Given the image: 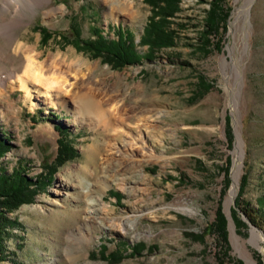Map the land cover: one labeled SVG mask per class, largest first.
<instances>
[{
	"label": "rangeland",
	"instance_id": "1",
	"mask_svg": "<svg viewBox=\"0 0 264 264\" xmlns=\"http://www.w3.org/2000/svg\"><path fill=\"white\" fill-rule=\"evenodd\" d=\"M19 1L0 0L15 5L12 16L21 20L11 37L0 36L2 63L18 68L33 50L42 62L55 56L66 60L70 70H90L93 80L79 94L101 99L102 111L114 113L115 129L107 133L95 123L92 110H81L84 97L80 102L67 94L52 103L44 92L37 96L34 87L27 99L19 82H11L10 71L0 74V133L12 144L3 166L8 173L18 163L29 176L44 173L35 199L9 213L20 226L11 229L9 261L1 264H248L250 255L264 264V253L249 242L255 228L264 245V0H220L218 13L224 18L208 36L206 20L214 0H182L171 20L177 32L174 46L120 69L77 44L95 40L96 33L117 39L120 26L136 50L146 54L147 45L139 42L152 8L144 0H122L136 14L130 17L104 0H51L35 11ZM249 3L250 23H245L242 11L239 17L234 13ZM52 7L62 10L48 17ZM41 27L54 34L47 44ZM148 108L154 110V138L144 126L142 134L139 128L131 132L145 114L139 117V112ZM237 126L243 156L238 193L228 207L239 159ZM117 127L127 132L116 136ZM128 131L139 145L146 140L156 158L145 154L134 169L123 167L115 151L129 141ZM61 136H67L72 152L52 172L48 167L58 156ZM99 139L106 145L98 152L101 162L120 159L108 168L107 185L92 178L94 183L86 186L79 181L82 176L60 178L69 166L86 163ZM83 185L94 201L93 212L76 196ZM244 207L254 211L259 227ZM124 243L141 244L144 250L131 256ZM113 252L125 257L120 262L101 257Z\"/></svg>",
	"mask_w": 264,
	"mask_h": 264
},
{
	"label": "bare ground",
	"instance_id": "2",
	"mask_svg": "<svg viewBox=\"0 0 264 264\" xmlns=\"http://www.w3.org/2000/svg\"><path fill=\"white\" fill-rule=\"evenodd\" d=\"M5 1V0H3ZM23 4V8H26L27 6L30 5V10L35 11L36 7L43 6L46 4H49L51 0H20L19 3ZM24 1H27V6L23 3ZM252 1V0H251ZM105 3H108L111 6V10L116 9L120 13L123 14H128L129 17L130 15H134L133 10L129 7L127 4V1H122V0H104ZM246 3H244L245 5ZM251 4L249 3L248 5L244 6L243 9L239 11H235L234 15L235 17H239V14L242 13L245 14V23H250V9ZM62 10V7L56 8L52 7L46 11V15L50 17L53 15L56 10ZM115 10V11H116ZM16 11V6L15 5H3L0 3V36L3 37H11L14 32V26L18 25L21 20L15 19L13 14ZM241 13V14H242ZM112 14V11H111ZM136 15V14H135ZM134 15V16H135ZM8 16L11 18L9 21H4V17ZM128 17V16H127ZM132 18V17H131ZM238 19V18H237ZM233 21L232 28L237 22ZM230 48V46H229ZM29 52L25 55V57L22 59V64L18 68H8L5 66V64L2 63V58L3 55L0 52V74L8 73L10 71V76L11 77V82H19V86L24 92L26 93V98L31 99L32 94H33V88L35 87L37 89V96H41V94L46 93L48 97L51 98L52 103H56V100H60L61 97H64L65 95H69L71 98H74V100L77 98L76 101L81 102V98L84 97L87 99L86 103H84V107L81 103V110L83 111H88L91 112V110L96 114V120L95 123H97L98 126H102V128L107 132L111 133V130L115 129L114 127V122H113V117L114 113H112L109 110L102 111V105L103 101L101 99L97 98L96 96L84 94L80 95L79 90L83 88L85 85H89L93 77L91 76L92 72L88 70L89 72L81 73L78 68H74L73 70H70L71 67H68L65 65L66 60L62 59H56L55 56L52 58L50 57L47 59L45 62H42L41 59L37 54H34L33 50H28ZM236 62V61H235ZM235 62L233 63L235 66ZM66 68V69H64ZM69 77H72L73 80L70 81ZM55 89L56 93H50L52 92V89ZM44 92V93H43ZM4 93L0 92V95H3ZM109 97V96H108ZM84 100V99H83ZM119 102V101H118ZM87 104V105H86ZM115 104V103H114ZM114 106V105H113ZM119 106V105H118ZM117 107V106H116ZM115 107V109H116ZM124 108V107H123ZM133 108V107H132ZM132 108L129 109V112H132ZM121 109V108H119ZM117 110V109H116ZM127 110V108H126ZM114 111V110H113ZM123 111V110H122ZM153 109H144V111L139 112V117L143 114L144 116L140 118L139 123L137 126L133 128L131 132H134L136 130H139L141 134L143 133V129H141L142 126L146 127L147 129V136L154 138L157 135V131L155 129V126L152 125L151 118L153 117ZM84 113V112H82ZM122 113H125L122 112ZM126 114V113H125ZM129 116V113H127ZM95 116V115H94ZM146 122H145V121ZM141 121H144V123H141ZM117 132L116 136H122L124 132H127L121 127H117ZM129 141L126 142L124 148H116L113 145L112 149L116 148V153L118 156H120L123 160L122 162L124 163L123 167H128L130 169H134L136 167V162L137 160H140L138 158L140 157H145V154L151 159H155L156 155L154 152H152L150 149H148L145 146V141L142 143L137 142V139H135L134 135L132 133H129ZM236 134H237V141H236V150L235 154L237 153V157L239 158L237 161H235V166H234V171H233V179H234V184L233 188L231 190V198L229 201H227V206L229 207L230 205V200L234 201V198L236 194L238 193V187H239V177L241 173V165H242V159L241 156H243V142L241 140L240 132L238 130V126L236 129ZM141 142V141H140ZM109 146V145H107ZM110 146V147H111ZM106 147L105 141L102 139L96 143V146L93 147L92 149L89 150L88 152V158L85 161L86 163H80L79 165L76 166H69L64 170V172L61 174L60 178L65 175H69L70 177H75L79 178V176H82V179L79 180L82 184L85 183L87 184L86 186L90 185L92 178L94 182L96 183H101L102 185H107L108 183V177H107V170L108 168L111 167V164L114 163L115 161L118 162L117 158H109L106 159L105 161L101 162L100 161V153H98L100 150H104ZM111 149V150H112ZM108 151V150H107ZM127 160V161H126ZM116 162V163H117ZM140 162V161H138ZM115 164V163H114ZM121 164V163H120ZM118 165V164H117ZM116 166V165H115ZM121 166V165H120ZM93 182V183H94ZM93 185V184H92ZM98 188V187H97ZM90 191L83 185V191L78 192L76 194L77 198L83 202L84 208H87L88 212H91L92 205L94 204L93 200L88 199ZM94 207V205H93ZM82 208V207H81ZM89 209V210H88ZM93 212V211H92ZM116 220V219H115ZM123 224V223H122ZM263 234L258 231L255 228L251 229V237L249 239V242L253 244L255 247H257L260 251L264 253V245L261 242L263 240ZM235 241L238 244V247H243L244 244L241 242L240 237L236 236L234 234ZM248 264H256L252 256L250 255L247 257Z\"/></svg>",
	"mask_w": 264,
	"mask_h": 264
},
{
	"label": "trees",
	"instance_id": "3",
	"mask_svg": "<svg viewBox=\"0 0 264 264\" xmlns=\"http://www.w3.org/2000/svg\"><path fill=\"white\" fill-rule=\"evenodd\" d=\"M152 8V13L148 18V22L144 28L143 36L140 40V44L147 45V53L141 55L137 50V44L130 38L127 30H123L119 26L117 31L118 38L111 39L106 35H99L96 33L97 38L95 40H89L77 44V47L81 50L91 52L96 58H101L114 68H123L126 65L140 62L144 59L155 58V54L163 50L174 46L176 42V30L171 26V20L176 16V13L180 11V4L182 0H144ZM220 0H214L212 8L208 13L206 20L205 35L212 33L222 17L220 16L218 3ZM218 9V10H217ZM222 11V10H221ZM227 16V14H226ZM43 33V42L47 44L50 39L54 38V34L48 31L47 28L41 27ZM205 36V37H206ZM207 38V37H206ZM63 133L68 134L66 129L61 130ZM67 136H61L58 140L59 149L58 156L55 163L49 165L48 168L52 169V172L56 171V167L64 164L67 160H70L68 154L72 152V147L69 145L66 139ZM12 149L10 139L6 137L4 133H0V264L9 261L7 242L11 235V229L20 226L18 218L12 219L9 213L17 211L23 204L32 202L39 194L41 186L39 185L40 176H29L25 167L18 163L12 169L11 173L7 172V168L3 166L2 158ZM59 165V166H60ZM47 175V173H45ZM247 216L253 222L254 225L259 227L258 220L255 215L252 214L253 210L243 208ZM223 223V221H222ZM225 223H223L224 225ZM124 246L131 248V256L134 254H141L144 247L141 244H136L130 247L126 243ZM106 251L107 249H104ZM127 250H124V253ZM102 258L111 262H120L125 256L120 253L113 252L108 255H101Z\"/></svg>",
	"mask_w": 264,
	"mask_h": 264
}]
</instances>
